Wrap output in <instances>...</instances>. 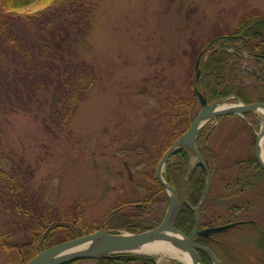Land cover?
Masks as SVG:
<instances>
[{
  "label": "trees",
  "instance_id": "trees-1",
  "mask_svg": "<svg viewBox=\"0 0 264 264\" xmlns=\"http://www.w3.org/2000/svg\"><path fill=\"white\" fill-rule=\"evenodd\" d=\"M93 4L94 0H0V102L8 97L21 103L24 97L51 91L56 105L50 126L65 130L95 81V72L82 58ZM190 57L186 94L175 87L173 80L155 86L159 95L156 113L167 118L130 148L132 162L136 167L140 165L135 175L139 183L129 189L130 196L121 198L119 194L109 210L91 223L84 220L83 201H74L66 210L58 206L52 210L34 200L27 189L26 168L20 164L14 167L1 159L4 152L0 122V254L4 256L0 264H23L40 249L98 229L134 233L160 223L169 199L156 176V165L198 112L196 89L208 103L219 99L264 103V14L250 13L234 28L194 41ZM240 69L245 74L238 78ZM11 87L15 91L12 97ZM58 104L62 105L60 109ZM252 112L245 111L242 117L220 116L237 119L221 138L213 139V125L205 123L199 129L194 145L203 164L187 146H182L170 154L162 171L177 198L187 176L184 202L172 226L186 236L192 235L224 264H264V169L254 154V128L246 121ZM207 172L210 183L196 220L194 207L202 198ZM134 193L137 197H132ZM252 212L258 216L252 217ZM228 222L235 224L219 232L193 235L194 227L200 231ZM234 230L233 239L223 236ZM16 233H22L24 240H11ZM252 240L261 249L258 256L252 258L247 252L236 251L235 245ZM197 252L202 264H213L205 251ZM87 260H92V264H159L153 255L131 252L63 264H82ZM160 264L182 263L169 260Z\"/></svg>",
  "mask_w": 264,
  "mask_h": 264
},
{
  "label": "rangeland",
  "instance_id": "rangeland-1",
  "mask_svg": "<svg viewBox=\"0 0 264 264\" xmlns=\"http://www.w3.org/2000/svg\"><path fill=\"white\" fill-rule=\"evenodd\" d=\"M258 12L264 14V0H94L82 52L95 72L86 98L60 131L50 126L56 105L51 91L24 97L21 103L3 98L1 159L26 168L27 189L39 205L66 210L80 200L84 202V220L100 219L119 194L121 198L130 196L129 189L139 183L135 175L140 165L137 168L132 162L130 148L167 118L156 113L159 95L155 86L173 80L186 94L192 43L232 29L243 16ZM240 70L238 78L245 74ZM9 89L12 97L15 91ZM163 94L160 92L161 98ZM219 100L221 104L238 102ZM252 111L246 121L257 137L264 126V113ZM236 120L234 116L214 117L205 123L213 125L211 135L216 139L230 131L228 127ZM184 190L185 186L177 202H184ZM132 197L137 196L134 193ZM256 215L252 212V217ZM234 233L223 236L230 240ZM21 234L11 240H24ZM244 243L234 246L238 253L242 250L252 258L259 255L257 242ZM148 255L155 256L159 264L182 262L163 252ZM3 260L0 254V263ZM92 263L87 260L82 264Z\"/></svg>",
  "mask_w": 264,
  "mask_h": 264
},
{
  "label": "water",
  "instance_id": "water-1",
  "mask_svg": "<svg viewBox=\"0 0 264 264\" xmlns=\"http://www.w3.org/2000/svg\"><path fill=\"white\" fill-rule=\"evenodd\" d=\"M196 75H198V72H196ZM196 92L200 103V108L198 112L196 113L195 117L187 127L186 131L179 138H177L168 147V149H166V151L163 153L156 166V176L160 181V183L165 188L169 199L165 214L157 226L134 233L127 231L109 233L105 230L98 229L87 234L62 240L49 247L40 249L36 254H34L30 259H28L23 264H63L73 260L94 259V258L104 257L112 253H121V252H136V253L150 254L153 252H138L134 250L135 248L139 247L140 245L146 242H149L152 239H156V240L163 239L166 241L178 240L181 243V246H183L185 249H187L188 251L192 252L195 255V257L198 259L200 264H202V261L199 257L197 249L205 251L209 255L213 264H223L208 247L201 245L198 242H196L194 239H192V235L186 236L180 230L175 229L172 226L174 217L182 202L179 201L177 202V196L174 188L171 187L163 179L162 176L163 165L166 159L169 157V155L182 146H187L188 148H190L193 154H195L196 157L198 158V163L203 164V160L201 156L197 153L194 146L195 138L200 127L207 120L217 116L228 115V114H242L243 112L248 110H260L261 112H263L264 103L251 102L245 104L243 102H237V103L221 104L220 103L221 100L208 103L206 98L198 89H196ZM221 105H227V107H220ZM262 132H264V130ZM256 143H257V138H256ZM256 143H255V158L257 160V163L260 165V167L264 169V163L260 160L259 153L256 148ZM186 178L184 180L183 187L185 186ZM209 183H210V176L209 173L207 172V181L203 191V196L194 209L196 220H197L198 210L208 190ZM234 224L235 222H230L222 225L206 227L197 232L194 227L193 234H206L208 232H218L225 228L231 227ZM166 231L177 233L179 238L169 234ZM97 235H101L100 239L97 241L96 245L91 244L90 241ZM83 243H88L89 246L87 245V247H82V249L80 250L70 251L71 250L70 248H73L74 246H78Z\"/></svg>",
  "mask_w": 264,
  "mask_h": 264
},
{
  "label": "bare ground",
  "instance_id": "bare-ground-1",
  "mask_svg": "<svg viewBox=\"0 0 264 264\" xmlns=\"http://www.w3.org/2000/svg\"><path fill=\"white\" fill-rule=\"evenodd\" d=\"M220 107H227V105H221ZM264 113V110H263ZM264 130L263 128L258 132L257 134V143L256 148L259 153L260 160L264 163ZM171 235H174L175 237L179 238L178 234L175 232H169L166 231ZM101 235L95 236L90 243L93 245H96L97 241L100 239ZM174 238V239H177ZM163 240V239H162ZM160 240V239H152L149 242H146L139 247L135 248L134 251L138 252H163L169 255H174L178 257L183 263L185 264H200L198 259L195 257V255L185 249L183 246H181V243L178 240ZM88 243H83L78 246H74L73 248H70V251H76L82 249V247H87ZM89 246V245H88Z\"/></svg>",
  "mask_w": 264,
  "mask_h": 264
},
{
  "label": "flooded vegetation",
  "instance_id": "flooded-vegetation-1",
  "mask_svg": "<svg viewBox=\"0 0 264 264\" xmlns=\"http://www.w3.org/2000/svg\"><path fill=\"white\" fill-rule=\"evenodd\" d=\"M228 223H230V222H228ZM222 225V224H221ZM229 228V227H228ZM195 229H196V227H195ZM225 229H227V228H225ZM224 230V229H223ZM222 231V230H221ZM196 232H197V229H196Z\"/></svg>",
  "mask_w": 264,
  "mask_h": 264
}]
</instances>
